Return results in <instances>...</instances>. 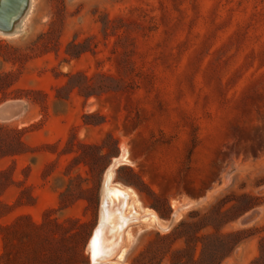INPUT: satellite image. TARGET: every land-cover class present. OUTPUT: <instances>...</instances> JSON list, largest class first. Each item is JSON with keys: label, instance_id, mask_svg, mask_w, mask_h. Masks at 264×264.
<instances>
[{"label": "rangeland", "instance_id": "374dc122", "mask_svg": "<svg viewBox=\"0 0 264 264\" xmlns=\"http://www.w3.org/2000/svg\"><path fill=\"white\" fill-rule=\"evenodd\" d=\"M12 99L26 107L0 145L24 147L0 158V264H89L118 157L128 206L182 213L168 232L132 226L123 264H264V0H33L23 32L0 36ZM234 163L193 209L184 196Z\"/></svg>", "mask_w": 264, "mask_h": 264}, {"label": "water", "instance_id": "95a60500", "mask_svg": "<svg viewBox=\"0 0 264 264\" xmlns=\"http://www.w3.org/2000/svg\"><path fill=\"white\" fill-rule=\"evenodd\" d=\"M32 6L33 0H0V36L12 38L21 34ZM25 107L26 102L20 99L2 102L0 121L9 122L18 118L24 112ZM123 164L119 157L116 158L104 174L98 221L87 244L89 264H123L118 255L125 245V233L130 231L132 226L151 227L160 232H168L182 216L179 207L173 208L169 220L165 222L153 210H136L134 204L128 206V195L126 191L121 190V188H128L113 183L114 170ZM241 168L245 166L240 163L225 167L217 180L203 194L184 197L195 200L197 206L193 209L207 205L209 199L215 198L226 186L222 181L223 177L231 178L233 173L242 171ZM261 213V209H252L239 219V224H252Z\"/></svg>", "mask_w": 264, "mask_h": 264}, {"label": "trees", "instance_id": "16d2710c", "mask_svg": "<svg viewBox=\"0 0 264 264\" xmlns=\"http://www.w3.org/2000/svg\"><path fill=\"white\" fill-rule=\"evenodd\" d=\"M71 89L77 87L76 85L74 84H71ZM21 134V133H20ZM22 137V136H21ZM18 138L16 140V143L12 144V143H8V144H5V146L3 145H0V158H3V157H6V156H9L11 154H15V153H19V149H22L23 150V147H24V143H23V140L22 138ZM21 152V151H20Z\"/></svg>", "mask_w": 264, "mask_h": 264}, {"label": "bare ground", "instance_id": "6f19581e", "mask_svg": "<svg viewBox=\"0 0 264 264\" xmlns=\"http://www.w3.org/2000/svg\"><path fill=\"white\" fill-rule=\"evenodd\" d=\"M127 192V191H126ZM128 194V193H127ZM129 195V194H128ZM130 198V197H129Z\"/></svg>", "mask_w": 264, "mask_h": 264}]
</instances>
